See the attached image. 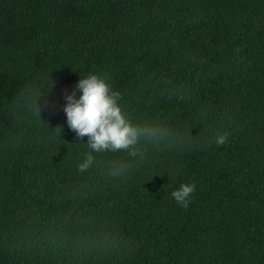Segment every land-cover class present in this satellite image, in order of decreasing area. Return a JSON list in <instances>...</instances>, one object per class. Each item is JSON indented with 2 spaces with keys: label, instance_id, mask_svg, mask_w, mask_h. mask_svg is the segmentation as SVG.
<instances>
[{
  "label": "trees",
  "instance_id": "obj_1",
  "mask_svg": "<svg viewBox=\"0 0 264 264\" xmlns=\"http://www.w3.org/2000/svg\"><path fill=\"white\" fill-rule=\"evenodd\" d=\"M90 73L168 130L143 161L78 171ZM0 264H264V0H0Z\"/></svg>",
  "mask_w": 264,
  "mask_h": 264
},
{
  "label": "clouds",
  "instance_id": "obj_2",
  "mask_svg": "<svg viewBox=\"0 0 264 264\" xmlns=\"http://www.w3.org/2000/svg\"><path fill=\"white\" fill-rule=\"evenodd\" d=\"M54 83L51 82V87ZM77 91L81 93L78 98ZM120 99V91L114 90L107 78L97 73L80 76L73 91L66 93L64 112L67 124L81 141L85 136L88 137L86 144L90 151L77 164L78 171L88 170L94 162L93 153L100 152H127L130 157L138 158L139 163L146 159L141 141L159 144L169 135L166 128L156 123L134 124L122 110ZM228 137V133L217 134L214 143L223 145ZM133 167L128 165L127 169L121 171ZM195 190V183H182L171 192V196L178 205L187 209Z\"/></svg>",
  "mask_w": 264,
  "mask_h": 264
}]
</instances>
